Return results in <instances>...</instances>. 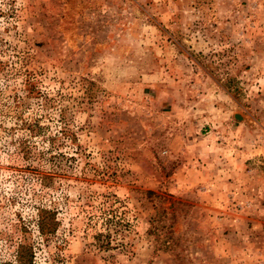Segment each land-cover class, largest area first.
<instances>
[{
    "label": "rangeland",
    "instance_id": "374dc122",
    "mask_svg": "<svg viewBox=\"0 0 264 264\" xmlns=\"http://www.w3.org/2000/svg\"><path fill=\"white\" fill-rule=\"evenodd\" d=\"M20 243L264 264V0H0V264Z\"/></svg>",
    "mask_w": 264,
    "mask_h": 264
},
{
    "label": "trees",
    "instance_id": "16d2710c",
    "mask_svg": "<svg viewBox=\"0 0 264 264\" xmlns=\"http://www.w3.org/2000/svg\"><path fill=\"white\" fill-rule=\"evenodd\" d=\"M56 224L57 221L53 216V213L51 214V212L48 211H41L37 223L41 234L45 236L51 234L54 231ZM102 235V233L97 234L99 240ZM110 244L111 243L109 241L101 240L98 246L103 249H108ZM33 258L34 251L32 246L26 243H20L17 246L16 255L13 261L4 262L1 264H33Z\"/></svg>",
    "mask_w": 264,
    "mask_h": 264
}]
</instances>
